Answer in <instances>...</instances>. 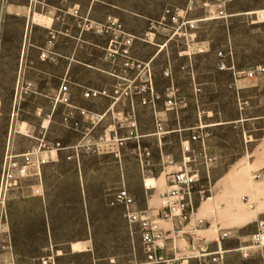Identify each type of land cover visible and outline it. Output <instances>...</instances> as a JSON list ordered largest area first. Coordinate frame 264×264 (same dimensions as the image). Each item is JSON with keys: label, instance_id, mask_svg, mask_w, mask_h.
<instances>
[{"label": "crops", "instance_id": "crops-1", "mask_svg": "<svg viewBox=\"0 0 264 264\" xmlns=\"http://www.w3.org/2000/svg\"><path fill=\"white\" fill-rule=\"evenodd\" d=\"M3 1L0 81L14 82L16 112L20 100L33 117L23 122L33 154L0 209V264H98L89 194L126 189L132 211L157 216L181 170L197 178L191 216L160 221L164 264H264V74L247 77L264 65V0ZM177 7L180 34H150ZM82 19H114L136 38L130 56L150 64L152 93H138L142 80ZM113 199L139 242L135 264H147L151 248Z\"/></svg>", "mask_w": 264, "mask_h": 264}, {"label": "built area", "instance_id": "built-area-1", "mask_svg": "<svg viewBox=\"0 0 264 264\" xmlns=\"http://www.w3.org/2000/svg\"><path fill=\"white\" fill-rule=\"evenodd\" d=\"M220 14L223 15V13ZM167 15L168 17H165L158 22L151 23L150 34L165 32L171 34L172 37L180 34L181 28L186 24L184 21L185 11L182 8H174L172 10H168ZM79 28L82 31L89 30L95 32L97 35L108 37L110 41L107 48V58L112 62H116L120 58L124 59L123 67L125 71H134L137 74V78L143 82V86L140 88L138 93L144 94L153 92V74L150 64L142 63L131 58V47L133 46L136 38L127 33L118 21L109 19L105 24H94L90 20L82 19L79 22ZM56 38L55 33H50L49 44L54 45ZM146 39H149V36L143 38V40ZM47 56V53L42 54L43 58H47ZM219 56L223 58L222 53H220ZM227 68L228 66L225 63L220 64L221 70H225ZM257 73L264 74V65H260L252 70H249L247 77L253 78ZM67 90V86H64L62 88V94L67 92ZM121 94L127 98L132 95L129 88H125L120 95ZM99 95V93L92 92L85 94L87 98L97 97ZM159 99L160 96L154 94V101ZM167 104L171 108H175L177 105L173 100H169ZM208 137H210V134L204 133L202 136L194 137V140L205 142ZM87 149L93 150L91 146L87 147ZM185 151H190V148H185ZM32 154L33 153H26L21 156L10 155L7 157L0 186V206L3 207L5 205L10 184L17 179L29 176V169L32 165ZM207 160L208 162H211L210 159ZM196 182V176L185 170L170 174L169 189L160 193L162 208L157 216L149 213L132 211V206L134 205L135 200L126 189H120L115 194L112 206L122 207L125 209L126 217L129 223L139 226L143 243L152 250L147 254V264L172 263L164 257L157 255V252L163 249L162 243L165 239V233L161 227L160 221L170 220L178 216H180L184 221H188L190 219V202L192 200ZM228 236L229 234H223V238H227ZM212 261L213 263H221V254H217ZM48 263V259L43 262V264Z\"/></svg>", "mask_w": 264, "mask_h": 264}, {"label": "rangeland", "instance_id": "rangeland-1", "mask_svg": "<svg viewBox=\"0 0 264 264\" xmlns=\"http://www.w3.org/2000/svg\"><path fill=\"white\" fill-rule=\"evenodd\" d=\"M3 3L0 0V5ZM11 85L14 82L0 81V186L7 157L25 154L32 142L25 135L23 122L33 117L24 112L25 104L20 100V112H16L18 105L13 100L14 91ZM115 194L116 189L104 194V199L99 193L89 194L92 204L90 218L96 223L98 264H135L140 258L139 242L130 230L126 231L120 211L109 206L108 203ZM3 207L0 206V209Z\"/></svg>", "mask_w": 264, "mask_h": 264}]
</instances>
